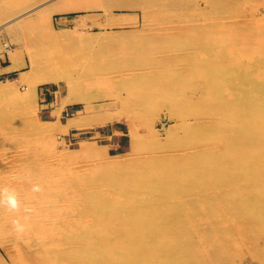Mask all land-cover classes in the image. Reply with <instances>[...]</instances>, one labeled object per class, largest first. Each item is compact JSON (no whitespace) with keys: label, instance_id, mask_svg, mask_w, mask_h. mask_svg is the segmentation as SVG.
Instances as JSON below:
<instances>
[{"label":"rangeland","instance_id":"obj_1","mask_svg":"<svg viewBox=\"0 0 264 264\" xmlns=\"http://www.w3.org/2000/svg\"><path fill=\"white\" fill-rule=\"evenodd\" d=\"M0 25V264H264L227 204L257 180L205 157L206 69L254 44L244 82L264 0H0Z\"/></svg>","mask_w":264,"mask_h":264},{"label":"bare ground","instance_id":"obj_2","mask_svg":"<svg viewBox=\"0 0 264 264\" xmlns=\"http://www.w3.org/2000/svg\"><path fill=\"white\" fill-rule=\"evenodd\" d=\"M67 9L70 10L69 8H64L59 10H67ZM34 10L35 9L30 11H34ZM30 11H27L19 15V17L13 19L11 22L22 16L27 15L28 12ZM0 28H2V25H0ZM221 39H222V35H221ZM254 41H249V43L250 42L254 43ZM241 44L237 43L234 49H232L233 47L231 48V52L228 49L229 52L225 51L224 52L225 55L222 54L223 59H221L222 62L220 63L225 62V66L222 67L221 66L222 64H220V66H218L219 69L217 68L218 69L217 72L214 70L213 66L211 68L209 64H206V68L207 65L209 66V68L207 69L205 68V69L206 70L210 69L211 72L206 76V78L204 77L205 79H208V81H210L208 84H206V87L208 86L209 89H207L205 93L209 97H215V103H214L215 105L214 107L212 106L209 109V111L211 114H214V112H216L217 118L211 122L213 129L212 131L213 138L212 137L211 138L215 141V143L213 144L211 143L210 148L207 149L208 157L207 155H205V157L206 159H211L210 163L208 164V170H210L209 172L211 173V175H214L216 172L220 175H224L223 174L224 171L226 173H230V175H233L238 171V170L234 171L235 168L238 167L237 165L239 164L242 165V163L246 162L247 168H246V175L244 176L248 178L249 177L254 178L257 180L255 181L256 183L255 182L252 183L251 185L252 188H249V190L252 189L251 192L248 193L250 199L248 200L241 199L239 201H232L230 200V198H228L227 204L230 206V209L232 208L234 210V212L232 211V214H230V216L236 215L237 218L236 222L238 223L237 224L238 226H241L243 230L249 229L250 231H255L257 233V235L253 236L250 239L252 240L251 242L254 245H256V249L259 250L258 252L263 257L264 256V53L261 52L262 57H257L259 55L258 54L256 55V58L253 57L252 59L250 58L248 59L250 60L248 61L249 66L248 68L246 67L245 69H243L245 70V75L242 76L244 82L239 83L237 82L238 80L237 81L235 80L234 83H232V85L228 83L230 81L226 82V84L221 82L224 81L225 78L227 77L228 80H230L229 74L231 73L228 72L231 71L236 72L238 70H242L241 67L242 66L244 67L245 65L243 64L244 57H247L246 55L248 53L251 52V56H253L252 45L254 46V44L251 45V50L248 53L246 51V46L250 44L245 45L244 41ZM248 48L250 49V46H248ZM238 50H242V51H238ZM12 58L14 62L13 68L17 66L19 67V65L21 64H19L20 61L16 60L18 59V57L16 55L15 56L13 55ZM211 58L214 59L213 56ZM255 63L261 64V66L256 68L254 65ZM250 71H252V73H250ZM239 72L241 73L242 71ZM248 72L249 74H252L248 76L250 77V80L244 78L247 75H249ZM238 75L235 76L238 77ZM238 79L241 80L240 78ZM48 80H50V77L44 76V78L39 81L43 82ZM233 109H236V111H234ZM136 144H137L136 141H134V148L136 147ZM224 166L226 167L224 168ZM194 173L195 170H188L186 172V174L189 175ZM137 213H139V211ZM137 213L132 212L131 215L130 214L127 215H130L131 219L134 222H138L140 220V217L145 213L144 212L141 213L140 211L141 214L139 213L138 215H136ZM150 214L153 213L151 212ZM232 220L235 221V219ZM110 223H112V221ZM142 226H146L145 223H143ZM159 235L160 233L156 234V236Z\"/></svg>","mask_w":264,"mask_h":264},{"label":"clouds","instance_id":"obj_3","mask_svg":"<svg viewBox=\"0 0 264 264\" xmlns=\"http://www.w3.org/2000/svg\"><path fill=\"white\" fill-rule=\"evenodd\" d=\"M34 190L39 189L36 187ZM3 202L6 203L10 210H16L19 208V201L17 200L15 194H6ZM13 223L15 224L17 230H23V225L20 224L19 220H14Z\"/></svg>","mask_w":264,"mask_h":264},{"label":"crops","instance_id":"obj_4","mask_svg":"<svg viewBox=\"0 0 264 264\" xmlns=\"http://www.w3.org/2000/svg\"><path fill=\"white\" fill-rule=\"evenodd\" d=\"M4 55H6V54H4ZM6 58H7V56H6ZM10 59H11V57H10ZM2 61L3 60L0 59V75L12 73L18 68V67L13 68L14 62H12L11 60H9V63H7V64H4V62H2Z\"/></svg>","mask_w":264,"mask_h":264}]
</instances>
